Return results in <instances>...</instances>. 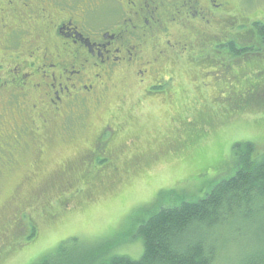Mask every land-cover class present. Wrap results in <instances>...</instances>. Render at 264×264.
Wrapping results in <instances>:
<instances>
[{
    "label": "rangeland",
    "instance_id": "obj_1",
    "mask_svg": "<svg viewBox=\"0 0 264 264\" xmlns=\"http://www.w3.org/2000/svg\"><path fill=\"white\" fill-rule=\"evenodd\" d=\"M221 1L230 6L223 26L211 34L230 40L237 24L243 41L252 38L254 48L240 58L247 62L228 69L214 62L230 65L227 58H205L213 61L207 65L219 67L221 77L207 87L208 98L195 90L201 79L193 82L176 73L175 84L163 89L176 94L171 104L143 108L139 116L114 111L120 116L114 120L125 118L131 126L109 144L120 150L115 165L98 149L91 160L88 156L107 124L108 107L91 119L95 127L89 133L52 126L32 131L20 146L11 131H0L4 141L9 137L5 143L0 139V264H35L73 239L78 240L74 251L100 248L105 259L138 260L143 255L142 240L135 237L138 226L160 207L175 205L167 193L191 201L203 198L234 174L237 142L254 143L264 152V40L252 25L264 24V0ZM248 91L255 97L247 99ZM129 98L131 106L135 97ZM233 244L223 249L221 263L231 257Z\"/></svg>",
    "mask_w": 264,
    "mask_h": 264
},
{
    "label": "flooded vegetation",
    "instance_id": "obj_2",
    "mask_svg": "<svg viewBox=\"0 0 264 264\" xmlns=\"http://www.w3.org/2000/svg\"><path fill=\"white\" fill-rule=\"evenodd\" d=\"M227 6L221 0H0V131H11L20 146L32 131L52 126L89 133L91 119L108 107L88 156L98 149L115 165L120 150L109 144L131 126L114 120L120 117L114 111L133 116L171 104L176 94L163 89L175 84L176 73L201 79L195 90L208 98L207 87L221 77L205 58H227L230 65L214 62L228 69L247 62L240 58L254 48L252 38L243 41L237 24L230 40L211 34L223 26ZM129 96L135 97L131 106ZM6 137L0 134L4 143Z\"/></svg>",
    "mask_w": 264,
    "mask_h": 264
},
{
    "label": "trees",
    "instance_id": "obj_3",
    "mask_svg": "<svg viewBox=\"0 0 264 264\" xmlns=\"http://www.w3.org/2000/svg\"><path fill=\"white\" fill-rule=\"evenodd\" d=\"M255 26L264 40V24ZM252 92H245L247 99L255 97ZM233 155L234 174L203 198L191 201L167 193L175 205L160 207L138 226L140 259H105L100 248L74 251L78 240L73 239L35 264H264V152L259 153L254 143L237 142ZM230 241L232 255L221 263Z\"/></svg>",
    "mask_w": 264,
    "mask_h": 264
}]
</instances>
